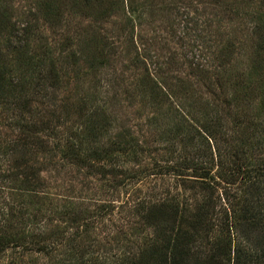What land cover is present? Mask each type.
Returning a JSON list of instances; mask_svg holds the SVG:
<instances>
[{"label": "trees", "instance_id": "trees-1", "mask_svg": "<svg viewBox=\"0 0 264 264\" xmlns=\"http://www.w3.org/2000/svg\"><path fill=\"white\" fill-rule=\"evenodd\" d=\"M212 1L241 34L217 43L203 22L191 55L163 61L139 28L177 0H41L26 24L0 0V258L264 264V0ZM122 14L113 37L138 71L125 94L154 114L142 138L114 132L113 106L69 92L80 62L111 69L119 47L103 26ZM70 16L89 24L57 49L42 26ZM58 167L101 178L105 199L47 198L42 173Z\"/></svg>", "mask_w": 264, "mask_h": 264}, {"label": "rangeland", "instance_id": "rangeland-1", "mask_svg": "<svg viewBox=\"0 0 264 264\" xmlns=\"http://www.w3.org/2000/svg\"><path fill=\"white\" fill-rule=\"evenodd\" d=\"M10 1L15 19L26 24V22H32L30 21L31 17L37 12L41 0ZM177 2L176 11L160 13L151 19L143 17L145 23L139 28V34L144 38L143 42L148 47L151 45L153 53L163 61H166L170 56L182 53L191 55L192 48H189V45L196 44L197 47L198 42H195V36L198 35V29L201 28L203 22L209 21L211 34L213 33L211 37H215L217 43L220 40L234 39L243 30L242 23L238 18L225 8L215 5L212 0H177ZM126 15L114 16L103 26L106 32L112 34V36L109 35L110 40L116 42L119 47V53L112 60L111 69L98 71L97 75H94L93 70H90L86 63L80 62L77 69L78 79L73 78L69 92L79 86L85 92L95 95L98 104L104 102L103 105L106 107L113 106L118 117L114 132L130 130L137 138H142L139 133L145 135L149 131L147 125L154 114L153 111L143 107L137 100L130 99L125 94V87L134 82L137 77L138 71L136 72L137 69H134L132 65L135 56H128L126 52H123V41L113 37L119 34V28L124 23ZM88 24V20L70 16L67 17L66 24L62 29L47 25L42 27L45 37L58 49L65 43L66 38L73 39L72 41L77 44V38L81 37L83 29L87 28ZM112 74L124 81V85L118 84L119 87L111 94L112 89L111 87L107 88L106 82L109 79L108 76ZM97 82L105 84L102 85L103 88L99 87L98 91ZM42 179L46 189L44 195L52 201L63 198L105 199L102 193L103 183L99 177L85 179L83 175L76 174L74 170L66 173L58 167L51 172L42 173ZM16 202V204L19 203ZM26 262L28 264H44L43 258L36 255L26 257V254L23 255L20 250H17V253L10 251L0 258V264H26Z\"/></svg>", "mask_w": 264, "mask_h": 264}]
</instances>
